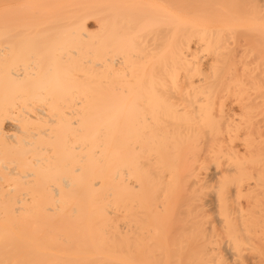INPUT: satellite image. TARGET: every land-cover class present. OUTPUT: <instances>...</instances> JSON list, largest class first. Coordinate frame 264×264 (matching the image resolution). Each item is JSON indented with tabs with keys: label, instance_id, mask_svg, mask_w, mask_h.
I'll list each match as a JSON object with an SVG mask.
<instances>
[{
	"label": "bare ground",
	"instance_id": "obj_1",
	"mask_svg": "<svg viewBox=\"0 0 264 264\" xmlns=\"http://www.w3.org/2000/svg\"><path fill=\"white\" fill-rule=\"evenodd\" d=\"M0 264H264V0H0Z\"/></svg>",
	"mask_w": 264,
	"mask_h": 264
},
{
	"label": "rangeland",
	"instance_id": "obj_2",
	"mask_svg": "<svg viewBox=\"0 0 264 264\" xmlns=\"http://www.w3.org/2000/svg\"><path fill=\"white\" fill-rule=\"evenodd\" d=\"M215 172H216V170H215L214 168H211V169L209 170V175H210V176H213V175L215 174Z\"/></svg>",
	"mask_w": 264,
	"mask_h": 264
}]
</instances>
